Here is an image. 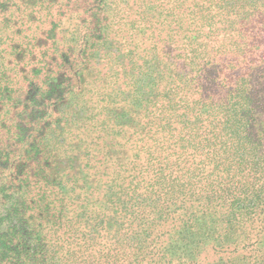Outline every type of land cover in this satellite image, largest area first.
<instances>
[{
	"label": "trees",
	"instance_id": "16d2710c",
	"mask_svg": "<svg viewBox=\"0 0 264 264\" xmlns=\"http://www.w3.org/2000/svg\"><path fill=\"white\" fill-rule=\"evenodd\" d=\"M11 1L0 101L4 54L23 50ZM80 12L78 85L61 96L32 201L45 225L14 191L0 264H264V0H88ZM58 83L45 73L40 87Z\"/></svg>",
	"mask_w": 264,
	"mask_h": 264
},
{
	"label": "rangeland",
	"instance_id": "374dc122",
	"mask_svg": "<svg viewBox=\"0 0 264 264\" xmlns=\"http://www.w3.org/2000/svg\"><path fill=\"white\" fill-rule=\"evenodd\" d=\"M22 4L12 0L5 5L12 13V27L18 24L22 29L19 35L23 50L19 56L15 50L10 54L7 48L2 60L11 73L12 93L10 98L4 97L0 101V228L16 221L14 215L11 216L16 190L22 193L18 202L22 199L26 202L25 217L29 222L45 225L43 215L34 208L32 201L38 199V188L42 186V180L45 181L41 178V166L48 164L49 159H45L44 153L54 134L53 127L58 126L64 112L61 96L68 93L70 96L69 91L78 85V75L75 74L78 64L75 65L71 47L76 34L82 31L84 21L80 18V11L86 7L88 0H59L54 4L44 3L43 0L34 6ZM55 19H60L55 27L58 43L52 44L51 40L47 43ZM9 38L8 34L6 45L11 43ZM45 73L58 77L59 83L54 91L44 93L46 89L40 87ZM83 77L88 82L93 75L86 72ZM44 95L48 99H44L43 103ZM41 113H44L43 117ZM36 142L39 146L35 151Z\"/></svg>",
	"mask_w": 264,
	"mask_h": 264
}]
</instances>
